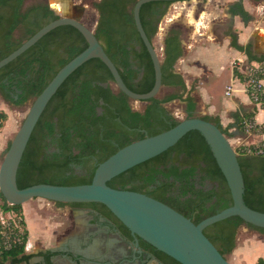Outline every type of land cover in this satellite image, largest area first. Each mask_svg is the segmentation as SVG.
I'll return each mask as SVG.
<instances>
[{"label": "trees", "instance_id": "1", "mask_svg": "<svg viewBox=\"0 0 264 264\" xmlns=\"http://www.w3.org/2000/svg\"><path fill=\"white\" fill-rule=\"evenodd\" d=\"M25 1L27 0H0V60L39 29L59 18L47 4L23 11ZM137 1H95L92 4L97 13L94 35L118 70L125 86L134 93L144 94L154 85V70L134 24L133 7ZM170 4L150 2L140 8V22L151 43L156 36L159 21ZM231 13L240 16L243 22L250 20L241 0L233 5ZM19 27L23 29L25 38L22 42L13 39V34ZM227 35L230 37L231 48L250 54L248 47L237 43L234 31L229 30ZM181 37V30L171 27L163 39L160 58L162 87L178 88L180 93L140 101L139 103L144 104L142 110L133 111L131 100L122 92L112 89L113 78L99 59H91L75 70L51 98L31 134L17 171L18 189L36 184H90L98 164L118 149L166 131L178 123L163 108L164 104L173 100L184 103L185 119L195 118V100L189 94L184 96L185 82L174 69L183 53ZM86 47L84 38L75 28L60 26L52 30L0 69V96L14 106H21L28 100L35 99L58 70ZM251 61L263 63L264 57ZM245 79L243 75L244 83ZM262 108L264 109V102ZM249 116L234 114L237 129L243 130L242 120ZM6 118L7 115L0 110V129ZM200 118L216 125L228 136L227 129L221 126L218 117ZM252 131L262 134L264 126H257ZM249 148H235L244 183L243 202L250 209L264 213V153L251 155L246 153ZM75 167L86 168L87 171L83 175H77L73 172ZM106 184L113 189L145 194L169 206L194 224L232 203L226 181L212 152L204 137L196 130L186 133L165 152L123 172ZM0 200L3 202L1 211L21 215L22 206L8 205L1 195ZM91 205L95 207L97 204ZM98 205L113 215L106 207ZM122 226L129 232L126 226ZM241 226L264 233V229L246 224L239 217H230L207 227L203 234L222 256H226L235 249L237 230ZM25 236L26 233L20 245L13 244L12 236L4 241L6 246L0 247V264L8 261L17 264L29 259L30 256L24 255L18 258L24 253ZM1 238L2 236L0 243ZM138 242L142 249L158 261L179 264L141 238H138ZM263 262L264 260L259 259L257 264Z\"/></svg>", "mask_w": 264, "mask_h": 264}, {"label": "water", "instance_id": "2", "mask_svg": "<svg viewBox=\"0 0 264 264\" xmlns=\"http://www.w3.org/2000/svg\"><path fill=\"white\" fill-rule=\"evenodd\" d=\"M183 1L188 0H138L133 7L134 24L154 70V85L144 94L134 93L125 86L118 70L98 43L94 30L86 28L74 17L59 15L57 20L39 29L16 50L0 60L1 69L60 26L75 28L87 44L80 54L58 70L33 100L19 130L10 142L0 164V195L8 205L22 206L35 199L64 204H101L128 228L135 238L136 246H138L137 238H141L179 264H229L226 257L222 256L203 234L204 229L217 222L230 217H239L246 224L264 229V213L250 209L243 202L244 183L235 148L216 125L200 117L183 119L166 131L147 136L118 149L98 164L90 184L71 186L36 184L24 189L17 187V171L41 114L62 83L89 60L99 59L109 70L116 90L122 92L131 101H147L157 97L162 88L160 56L142 28L140 8L150 2ZM49 7L55 13L51 5ZM57 8L60 12L64 9L61 4ZM160 48L163 51V47ZM192 130L200 132L204 137L226 181L232 200L229 207L194 224L169 206L145 194L107 186L109 180L165 152Z\"/></svg>", "mask_w": 264, "mask_h": 264}, {"label": "rangeland", "instance_id": "3", "mask_svg": "<svg viewBox=\"0 0 264 264\" xmlns=\"http://www.w3.org/2000/svg\"><path fill=\"white\" fill-rule=\"evenodd\" d=\"M54 1L56 0H27L23 5L22 10L24 11L36 5L47 4L54 7V4L56 6L61 4L62 8L64 9H62V12L55 10V14L57 13V16L64 15L66 17L77 18L86 28L92 31L94 30L97 21V13L93 8L92 4L98 0H66L67 2L65 0H60L59 4L58 3L56 4ZM185 2L189 3L190 1H185ZM192 5L193 3L191 5L186 4L185 7H183V9H180V7H178L174 3L167 7L165 15L159 21L156 36L152 41V44L156 49L160 58H162V51L160 50L161 49L160 47H162V41H163L162 38L166 35L170 27L179 28L182 32V36L186 34L185 32L187 30L188 31H193V29L197 30V27L185 28L180 23L177 22L172 23V21H168L169 19L173 21L176 20L173 19L175 18L173 16H177L178 22H184L185 25L187 21L189 22V25L194 23V21L196 20L198 22L201 21V24L203 23L205 24V27H207V29L205 27L198 29V31L201 32L210 33V30L213 28L214 24L217 26V29L224 30V33L227 31V29L233 31L234 23L232 24L230 22L231 18L229 17V15H226L227 9L224 10L223 5L217 4L213 0L208 5L200 4L198 7H194V9L191 8ZM260 12L261 11H258V9L257 11L255 10L254 17L252 16L251 21H254V18L258 17V15H260ZM220 20L221 23L219 22ZM242 25L245 24L243 23L238 24V26L240 27ZM13 39L16 40L17 42L24 41L25 38H23V29L21 27H19L14 32ZM174 67H175L174 68L175 72L179 73L178 69L181 66L175 64ZM227 74H228L227 71H225L221 81H217V83L213 87L215 91V95L218 97L219 101L221 100V95L224 91L225 83L229 79ZM179 75L182 77V73H179ZM111 87L114 91H117L114 84H111ZM179 93L180 90L178 88L162 87L157 95V98H163L169 94H179ZM33 100L34 99L28 100L26 103H24L21 106H14L13 104L4 101L3 98L0 96V110L7 115L3 127L0 129V164L4 158L9 143L12 141L15 134L19 130ZM130 106L134 111H136V110H142L144 104L135 101H130ZM163 108L165 112L171 114L173 116V119H175L176 121L179 122L185 119V113L182 114L183 103L181 102V100H173L169 103H166L163 105ZM88 165H90V163ZM86 171H87L86 168L75 167L73 172L77 175H83ZM2 203L3 202L0 200V207L2 206ZM66 209L67 208H63L61 210L53 202H49L43 199H35V200H30L22 205V213L19 216H17V214L12 211L3 212V213L0 211V234L2 235L1 242L4 241L6 242L9 239L10 234L17 227L20 229L19 238L21 239V242H23L24 233H26L25 236L26 238L24 241L25 242L29 241L31 244V247L27 252H31L33 250L35 251L39 249H57L64 246L65 244L76 245V243H80L84 235L87 234L88 232H91V229H87V230H83L82 228L77 229L76 227L78 226L77 222L79 223V225H82L83 222L87 221V218H85L84 213L77 212L76 210H74L76 212L73 211L66 214L64 212L66 211ZM80 214L82 216H80ZM72 226L74 227V230L70 231L72 233H68L69 232L68 230H70V227ZM242 228L244 227H241L240 230ZM252 234H254L258 238L264 236V234H260L256 231L249 229H246L245 231L243 230L237 231L236 247L238 245H241L244 242V239L250 237ZM98 238H102V239L104 238L108 243H114L115 240V237L112 235H107L104 237L99 235ZM116 245H117L116 247L119 248V254L123 253L125 247L122 246L121 244H116ZM86 250H92V249L86 248ZM246 252L249 255L259 254L264 256V241H261L255 246H251L249 250L246 249ZM225 257L229 258L228 255H226ZM228 263L232 264V262L229 260ZM146 264H156V263L154 261H149Z\"/></svg>", "mask_w": 264, "mask_h": 264}, {"label": "crops", "instance_id": "4", "mask_svg": "<svg viewBox=\"0 0 264 264\" xmlns=\"http://www.w3.org/2000/svg\"><path fill=\"white\" fill-rule=\"evenodd\" d=\"M188 1L190 2H175V5L183 9L186 4L191 5L193 3L191 8L194 9L200 4L208 5L212 2V0ZM213 1L223 5L224 10L227 9L226 15H229L231 18L230 22L234 23L233 31L236 33L237 43L240 46L248 47L250 54L247 55L244 51L240 52L230 47V37L227 35L230 29H227L224 33V30L217 29L214 24L210 33L201 32L198 29L205 27V24L202 23V25L201 21L198 22L196 20L191 25L187 21L185 25L184 22H178L177 16H173L175 17L173 19L176 20L169 19L168 21L180 23L185 28L197 27V30H187L186 34L181 37L183 53L176 61V64L181 66L178 71L182 73V79H184L186 86L184 96L189 94L195 100L196 110L194 113L196 116L203 117L206 115L219 118L221 126L227 129L228 136L226 137L234 148L240 146L253 147L260 143V134H258V131L246 133L244 129L242 131L237 129L233 116L235 113L250 115L249 118H244L242 121L248 119L256 126H264V110L249 99L245 92V84L242 81L249 64H264V62L251 61L252 59L259 60L264 57V1L241 0L244 11L250 16V20L247 22H243L240 16L231 13L233 5L239 0ZM54 2L59 4L60 0ZM172 4L174 3L170 5ZM57 6L54 4L55 10H58ZM257 9L261 11L260 15H258L259 18L255 17L254 21H251L252 16L254 17V11H257ZM219 22L221 23V20ZM242 23L245 25L238 26V24ZM205 28L207 29V27ZM236 61L240 63H238L237 67H233L232 64ZM225 71H227L229 79L225 83L224 91L219 101L213 87L217 81H221ZM228 86H232L229 96L226 95ZM183 113L184 110L182 111ZM241 227H244L241 229L243 231L249 229L245 226ZM240 228L237 231H241ZM261 241H264V236L258 238L252 234L244 239L241 245L235 247L233 252L228 255L230 259L227 257L226 260L231 261L232 264H257L259 259L264 260V256L259 254L249 255L246 249L249 250L251 246H255Z\"/></svg>", "mask_w": 264, "mask_h": 264}, {"label": "flooded vegetation", "instance_id": "5", "mask_svg": "<svg viewBox=\"0 0 264 264\" xmlns=\"http://www.w3.org/2000/svg\"><path fill=\"white\" fill-rule=\"evenodd\" d=\"M166 114L173 118L171 114L167 112ZM91 204L93 203L78 206H58L56 204L61 210L67 208L64 211L66 214L74 210L85 214L87 221L83 222L82 225H79L76 221L78 226L74 225L77 229H91V232L85 234L80 243H76V241V245L65 244L57 249H39L24 252L18 258L24 255L30 256L29 259L17 264H146L149 261H154L156 264H166L158 261L149 252L142 249L138 238V246H136L135 238L130 231L127 232L125 230L122 223L114 215L109 214L97 203H94L97 204L95 205L96 208ZM80 216L82 215L80 214ZM72 230H74L73 226L70 227L68 233H72L70 232ZM99 235L102 237L107 235L114 236V243H108L106 239L98 238ZM116 244H121L125 247L123 253L119 254V248L116 247ZM86 248L92 250H86ZM7 263L11 264L10 261Z\"/></svg>", "mask_w": 264, "mask_h": 264}, {"label": "built area", "instance_id": "6", "mask_svg": "<svg viewBox=\"0 0 264 264\" xmlns=\"http://www.w3.org/2000/svg\"><path fill=\"white\" fill-rule=\"evenodd\" d=\"M240 62H234L233 67H237ZM245 92L248 95L249 99L258 104L262 108V103L264 102V64L252 63L249 64L246 68L245 73ZM232 91V86H228L226 89V95L229 96ZM263 109V108H262ZM264 110V109H263ZM257 126L251 120L243 121V129L246 133H249ZM260 143L256 146L250 147L246 153L251 155H261L264 153V133L260 134ZM1 211V210H0ZM3 213V211H1ZM13 229V228H12ZM20 229L16 227V229L10 234L13 237V244H22L21 239L19 238ZM0 236H2L0 234ZM18 244V245H20ZM6 246L5 242L0 243V247ZM24 250L27 252L31 246L30 242L27 241L24 243ZM259 264H264L259 263Z\"/></svg>", "mask_w": 264, "mask_h": 264}, {"label": "bare ground", "instance_id": "7", "mask_svg": "<svg viewBox=\"0 0 264 264\" xmlns=\"http://www.w3.org/2000/svg\"><path fill=\"white\" fill-rule=\"evenodd\" d=\"M51 8H52V7H51ZM54 8H55V7H53L52 9L55 11L56 8H55V9H54Z\"/></svg>", "mask_w": 264, "mask_h": 264}]
</instances>
